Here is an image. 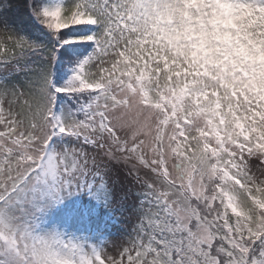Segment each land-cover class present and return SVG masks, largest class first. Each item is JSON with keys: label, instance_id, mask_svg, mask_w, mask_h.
I'll return each instance as SVG.
<instances>
[{"label": "snow or ice", "instance_id": "1", "mask_svg": "<svg viewBox=\"0 0 264 264\" xmlns=\"http://www.w3.org/2000/svg\"><path fill=\"white\" fill-rule=\"evenodd\" d=\"M0 264H264V0H0Z\"/></svg>", "mask_w": 264, "mask_h": 264}]
</instances>
